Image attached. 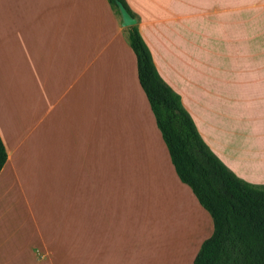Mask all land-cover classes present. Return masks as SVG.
Masks as SVG:
<instances>
[{
  "label": "crops",
  "instance_id": "0c3cea01",
  "mask_svg": "<svg viewBox=\"0 0 264 264\" xmlns=\"http://www.w3.org/2000/svg\"><path fill=\"white\" fill-rule=\"evenodd\" d=\"M125 1L157 72L234 167L220 133L242 134L223 88L240 73L261 78L264 33L242 11L262 1ZM187 20L214 23L215 46L192 41ZM0 137V264H192L212 233L107 0H0Z\"/></svg>",
  "mask_w": 264,
  "mask_h": 264
},
{
  "label": "trees",
  "instance_id": "16d2710c",
  "mask_svg": "<svg viewBox=\"0 0 264 264\" xmlns=\"http://www.w3.org/2000/svg\"><path fill=\"white\" fill-rule=\"evenodd\" d=\"M119 11L115 0H107ZM132 16L135 13L120 0ZM137 60V73L179 179L209 212L212 233L192 264H264V188L233 172L200 136L179 95L161 78L138 25L124 27ZM7 158L0 137V169Z\"/></svg>",
  "mask_w": 264,
  "mask_h": 264
},
{
  "label": "rangeland",
  "instance_id": "374dc122",
  "mask_svg": "<svg viewBox=\"0 0 264 264\" xmlns=\"http://www.w3.org/2000/svg\"><path fill=\"white\" fill-rule=\"evenodd\" d=\"M259 2L262 4L257 7H246L242 13H247V16L254 15L256 18V15H258L256 26L261 27L256 28L255 31L264 33V28H262V26L264 27V0H259ZM242 13L235 12L233 14L243 16ZM190 21L187 20V35L191 34V40L199 41L203 39L208 48L210 46L214 47L216 25L214 23L204 24L198 21L195 23ZM163 28L160 27V29ZM190 28L192 29L191 33ZM158 31L165 32V30ZM203 33H206L205 37L202 36ZM236 37H239V35ZM187 42H190L189 39ZM259 44H261V41L256 38L255 46L258 47ZM254 58L257 61L264 60V56ZM197 61L199 62L198 59ZM206 61L214 64V55H211ZM204 62L201 61L202 64ZM177 65L178 62L175 63L176 67ZM252 70L255 72V77L259 75L258 77L261 78H252V76L249 80L245 77L246 73H240L224 85L223 90L229 97V101L226 103L237 117L238 129L242 134V138L237 139L236 136L231 137L230 134L222 132L220 133V140L239 158L234 167L229 168L243 180L262 189L264 188V69L254 68ZM221 129H223V126ZM247 145L250 146L246 147Z\"/></svg>",
  "mask_w": 264,
  "mask_h": 264
},
{
  "label": "water",
  "instance_id": "95a60500",
  "mask_svg": "<svg viewBox=\"0 0 264 264\" xmlns=\"http://www.w3.org/2000/svg\"><path fill=\"white\" fill-rule=\"evenodd\" d=\"M116 5L120 14L121 25L123 27L131 26L137 24V18L132 16L130 12L126 9L125 5L120 0H115Z\"/></svg>",
  "mask_w": 264,
  "mask_h": 264
}]
</instances>
